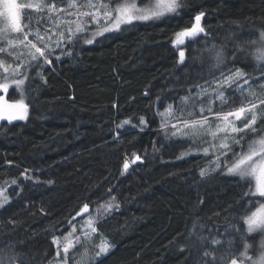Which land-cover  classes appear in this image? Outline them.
<instances>
[{
    "label": "trees",
    "instance_id": "trees-1",
    "mask_svg": "<svg viewBox=\"0 0 264 264\" xmlns=\"http://www.w3.org/2000/svg\"><path fill=\"white\" fill-rule=\"evenodd\" d=\"M48 2L58 9L64 7L60 15L76 12L69 7L70 0ZM88 2L75 0L79 10L87 8ZM104 2L115 9L124 0ZM201 11L205 33L175 48V34L190 28ZM58 12L38 14L36 23H24L25 32L38 28L49 34L57 29L67 32V26L43 25L47 14L57 24ZM179 12L123 25L126 30L98 35L91 44L85 37L98 26L91 23V16L81 19L77 15L88 23L86 31L77 33L79 42L67 46L73 54L57 60V49L51 65L28 69L31 79H25L23 86L26 117L0 125V189L7 197L0 207V248L18 254L19 264L63 260L64 237L72 232V225L77 228L74 235H82L80 228L89 213L96 217L95 243L103 236L111 245L92 264H198L199 244L186 245L194 231L221 241L214 246L217 257L228 249L230 240L238 250H243L246 241L253 257L260 251L261 234L244 231L241 241L230 229L233 217L241 229L246 227L238 217L241 204L249 199L241 195L240 185L245 182L225 175L223 168L202 177L201 169L215 159L212 152L203 154L208 146L205 141L211 137L194 144L188 137L171 135V124L200 118V101L207 107L209 100L205 101L206 94L196 95L195 85H205L221 70H243L248 74L244 79H250L245 89L256 93L242 96L232 86L226 90L225 111L239 107L242 99H264V77L260 76L264 62L256 59L264 31V0H183ZM213 45L225 53V62L219 66L205 51ZM180 50L185 52L184 62H180ZM0 59L6 61L2 52ZM10 74L0 71V77ZM189 93L192 100L186 106L181 97ZM6 98L18 100L20 89L12 86ZM169 105L175 111L167 117L165 129L163 114ZM186 107L194 116L181 115ZM212 107L213 112L221 110L217 102ZM141 117L146 124H140ZM125 120L129 123L123 124ZM252 138L248 133L242 144L233 145L234 150L246 149ZM133 153L141 159L130 163L121 175L125 158L131 161ZM113 196L119 208L101 218L97 209ZM85 203L89 213L76 216ZM54 237L60 240L59 257ZM87 246L91 253L98 249L90 243ZM81 251L79 244L70 249L69 264H75Z\"/></svg>",
    "mask_w": 264,
    "mask_h": 264
},
{
    "label": "snow or ice",
    "instance_id": "snow-or-ice-1",
    "mask_svg": "<svg viewBox=\"0 0 264 264\" xmlns=\"http://www.w3.org/2000/svg\"><path fill=\"white\" fill-rule=\"evenodd\" d=\"M32 8L38 14L48 11L49 13L65 11L63 8H57L55 4H48L46 0H33L31 4L22 5L18 0H0V18L4 21V28H0V36L6 34L9 30L19 32L21 30V11L22 8ZM70 8H77L79 5L75 0H70ZM85 7L92 9V11L79 12L80 16H91V23L97 24V31L92 32L90 37H85L86 43H93L98 35H102L106 31H124L122 25H133L135 21H149L160 19L166 15H179V9L183 7V0H124V3L119 4L118 7L113 9L111 5L105 3H94L89 0ZM74 15V13H69ZM205 13L201 11L194 17V23L190 28H185L175 34L176 38L173 44L178 47L186 43V38H195L201 33H205V28L202 26V18ZM101 17L103 22H101ZM49 19H52L49 16ZM63 17H57V21L63 20ZM69 22L67 32L57 30H49V33H42L39 28L33 33L31 31L25 32L23 39L19 37L7 39V49L0 48V52L7 51L9 55L13 56L16 60L15 64L6 62L0 59V71L3 73H11L0 77V93L7 94L10 85H15L20 89V98L9 102L6 95H0V120H20L25 118L27 112V105L24 103V97L27 95V90L23 87L25 79H31L28 76V69L41 68L43 64L51 65L53 63L52 57L57 49L60 54L56 55L59 60L62 55H72V49L67 48L69 44L75 46L79 42L77 33L86 31V21L76 19L75 30L72 29ZM261 39L264 40V31L261 32ZM29 36H34L35 39H29ZM255 43V42H254ZM20 48L19 52H14L13 49ZM67 49V50H66ZM206 52L210 54V58H214L217 66L225 62V53L222 49H217L215 45L211 48H206ZM259 54L256 56L258 61L264 62V44H261L258 49ZM25 57L27 59H25ZM180 62L185 60V52L179 51ZM248 74L243 70L236 68L229 69L228 73L223 70L220 71L219 76H214L212 80L206 81L205 85L196 84L195 87L199 89L196 93L197 96L211 94L207 107L204 101H200L199 111L200 118L182 119L178 123H172L171 127L174 131L171 133L173 136L188 137L192 139L194 144L200 143L204 137H211L210 141H205L208 144L203 148V154L208 156L210 152L213 153L215 159L209 162L208 168L201 169L200 175L206 176L208 172L215 171L216 169L223 168L224 174L232 177H238L240 181L245 182L241 184L242 198H249L241 204V212L238 214L239 220L243 221L244 229L236 223V217H233V223L230 229H234L239 235L241 241L245 240L244 231L248 234L259 233L264 237V200L253 201L252 197L264 198V99H259L257 102L247 101L243 99L240 106L230 108L225 111L223 105L229 102L228 96L225 95V88L236 86L235 91L243 94L248 92L249 95L255 96L256 93L251 91V88L245 89L244 85H250V79H244ZM260 76L264 77V68L260 69ZM243 80V84H240ZM215 85V88L212 87ZM264 88V84L261 85ZM214 97V98H213ZM182 102L187 106L192 100V94L181 97ZM219 101L221 110L213 112V104ZM235 103V101H233ZM194 107V104H193ZM175 109L169 105L165 110V120L162 123V128H167L169 120L167 117L171 116ZM207 111L209 115H204ZM181 115L194 116V112L188 110L187 107L181 112ZM215 117L217 123L213 125L211 118ZM239 121V123H236ZM129 121H123V124H128ZM140 124H146L143 117L140 118ZM180 125V126H178ZM121 125H118L120 127ZM253 134V138L247 141V147L241 148L240 152H236L233 145L242 144L248 135ZM168 133L166 132V135ZM244 134V135H241ZM184 155V153H182ZM134 159L129 161L126 157L121 175L127 172L130 163H135L141 157L133 153ZM223 157V159H222ZM215 165V168L212 167ZM27 169L25 170V173ZM24 175V173H22ZM26 179L29 177H25ZM13 184L17 181L13 180ZM51 183V181H49ZM247 190H244V189ZM115 197L113 196L110 201L102 204L97 209V214L103 218L106 214H111L112 210L118 209L119 205L115 204ZM7 201L4 196V190L0 189V207H3ZM101 209L103 211H101ZM84 213H89V205L85 203L76 216H81ZM75 219V217H73ZM71 224V221L69 222ZM80 231L82 235H74L77 232L75 225H72V232L64 237L65 243L63 244L62 251L64 258L57 261V264H69L72 257L69 256L70 249L74 245L79 244L82 246L83 251L77 255L79 259L75 264H92L94 257L102 254H107L111 245L108 240L101 236L99 244L95 243L93 234L97 233L96 217L89 213L87 220L81 225ZM192 237L186 241L189 247L199 244L202 250L198 264H264V238L260 243V251L253 257L249 253L252 247L246 241L243 244V250L233 248V241L230 240L229 247L226 251L222 252L217 257V248L214 247L221 243L220 240L204 236L195 231L190 234ZM74 237V239H73ZM92 244L98 248V251L91 253L88 244ZM209 243L213 247H209ZM53 244L57 245V257L60 256V240L54 237ZM183 250V249H182ZM0 264H19L18 254L14 251L11 254L6 253L0 248Z\"/></svg>",
    "mask_w": 264,
    "mask_h": 264
},
{
    "label": "rangeland",
    "instance_id": "rangeland-1",
    "mask_svg": "<svg viewBox=\"0 0 264 264\" xmlns=\"http://www.w3.org/2000/svg\"><path fill=\"white\" fill-rule=\"evenodd\" d=\"M93 2L94 3H97V0H93ZM99 2L100 3H105L104 2V0H99ZM18 3H20V4H22V5H25V4H31V3H33V0H18ZM46 3H49L48 2V0H46ZM81 3V2H80ZM80 3L78 4V3H76L77 5H80ZM69 4V3H68ZM61 6V5H60ZM59 6V7H60ZM68 6V5H67ZM60 8H62V6L60 7ZM64 8V7H63ZM75 9V13H74V15H69V13L68 14H64V15H60L59 14V12L57 13V14H59L57 17H63L64 19L63 20H61V21H58V23L56 24L55 22L53 23V21L51 20V19H49V15L47 14L45 17H44V22H43V25H44V27L45 28H49V27H51L52 25H63V26H67V29L69 28V22H72L71 23V27H72V29L73 30H75V21H76V17H77V15L79 16V18H85V16H80L79 15V12H82V11H92V9H90V8H81L79 11H78V9L77 8H74ZM30 10V11H29ZM89 16H87L86 18H88ZM37 19H39V16H38V13L34 10V9H32V8H22V11H21V25H22V27H21V30L19 31V32H14V31H11V30H9L6 34H4L3 36H0V48H5V49H7V47H8V45H7V39L8 38H16V37H19L21 40L23 39V36H24V33H25V26H24V23L25 22H27V23H36L37 21ZM57 19V18H56ZM41 20V19H40ZM155 20H157V19H155ZM101 22H103V18L101 17ZM94 25H96L97 26V24H95V23H93ZM4 21H3V19L2 18H0V28H4ZM49 26V27H48ZM123 26V25H122ZM110 32H113V31H106V32H103V34H106V33H110ZM203 33H201V34H199V35H202ZM198 35V36H199ZM175 38H176V36L174 37V39H173V41L175 40ZM190 39H192V38H186V42L188 41V40H190ZM173 41H172V44H173ZM261 44H264V40H260L259 42H258V48L260 47V45ZM173 46L175 47V48H178L177 46H175L174 44H173ZM184 46V44L183 45H180L179 46V49H181L182 47ZM21 49L20 48H16V49H13V51L14 52H19ZM4 55H5V58H6V61L7 62H9V63H13V62H16V60L14 59V57L13 56H11V55H9L8 54V52L7 51H5V52H2ZM25 59H26V57H25ZM12 86H14V87H16L14 84L13 85H10V88L12 87ZM234 86V85H233ZM212 87L213 88H215V85H212ZM9 88V89H10ZM229 88H225L224 89V91H225V95H226V90H228ZM0 95H6V94H4V93H0ZM206 96V98H205V101H207V100H209L210 99V96H211V94H206L205 95ZM214 98V97H213ZM215 102H217V103H219V101H215ZM220 104V103H219ZM205 112H207V111H205ZM25 117H26V114H25ZM15 121V120H14ZM211 122L213 123V125H215V123H217V121H216V119H215V117H214V119L213 120H211ZM236 123H239V121H237ZM263 200H264V198H263ZM85 214V213H84ZM83 215V214H82ZM111 249V248H110ZM92 250H94V249H92ZM97 251H98V249H97ZM96 252V251H95ZM103 255V254H102ZM101 256V255H100ZM100 256H98V257H100Z\"/></svg>",
    "mask_w": 264,
    "mask_h": 264
},
{
    "label": "water",
    "instance_id": "water-1",
    "mask_svg": "<svg viewBox=\"0 0 264 264\" xmlns=\"http://www.w3.org/2000/svg\"><path fill=\"white\" fill-rule=\"evenodd\" d=\"M5 122H10V121H8V120H0V125H2L3 123H5Z\"/></svg>",
    "mask_w": 264,
    "mask_h": 264
}]
</instances>
